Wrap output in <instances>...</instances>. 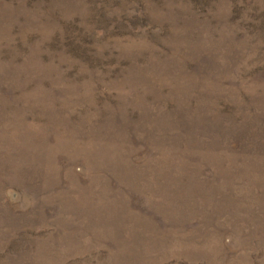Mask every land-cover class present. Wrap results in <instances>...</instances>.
<instances>
[{"label": "rangeland", "instance_id": "1", "mask_svg": "<svg viewBox=\"0 0 264 264\" xmlns=\"http://www.w3.org/2000/svg\"><path fill=\"white\" fill-rule=\"evenodd\" d=\"M0 264H264V0H0Z\"/></svg>", "mask_w": 264, "mask_h": 264}]
</instances>
